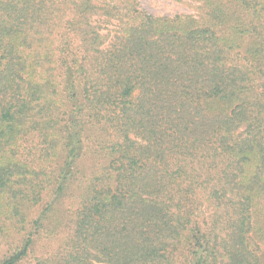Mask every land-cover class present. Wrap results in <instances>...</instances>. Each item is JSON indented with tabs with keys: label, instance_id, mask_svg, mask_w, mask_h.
<instances>
[{
	"label": "trees",
	"instance_id": "1",
	"mask_svg": "<svg viewBox=\"0 0 264 264\" xmlns=\"http://www.w3.org/2000/svg\"><path fill=\"white\" fill-rule=\"evenodd\" d=\"M193 1L0 0V264H264V0Z\"/></svg>",
	"mask_w": 264,
	"mask_h": 264
},
{
	"label": "rangeland",
	"instance_id": "2",
	"mask_svg": "<svg viewBox=\"0 0 264 264\" xmlns=\"http://www.w3.org/2000/svg\"><path fill=\"white\" fill-rule=\"evenodd\" d=\"M141 6L152 14H164V15H174L178 13L193 14L198 15L200 3L193 0H140ZM93 160L87 159L82 162L85 167L91 169ZM77 181H73L68 195H78L79 185ZM69 197H65L63 203L69 202ZM64 205V206H65ZM54 243L44 239L39 238L36 242V249L38 253H44L46 251H51L54 247Z\"/></svg>",
	"mask_w": 264,
	"mask_h": 264
}]
</instances>
